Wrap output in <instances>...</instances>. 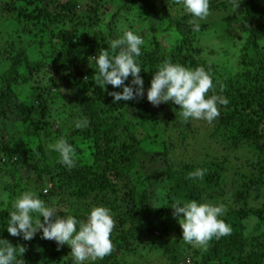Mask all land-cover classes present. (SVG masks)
I'll use <instances>...</instances> for the list:
<instances>
[{"label": "trees", "instance_id": "1", "mask_svg": "<svg viewBox=\"0 0 264 264\" xmlns=\"http://www.w3.org/2000/svg\"><path fill=\"white\" fill-rule=\"evenodd\" d=\"M84 4L86 8L81 7ZM131 10L137 11L140 20L150 19L154 22L145 29L143 23L136 24V33L144 39L138 60L145 91L150 86L153 72L165 59L179 62L185 67L200 66L210 71L214 87L209 94L226 97L229 101L226 106L220 107V115L213 121L212 133L228 148L248 144L256 157L251 162L254 172L235 177V182L239 180L240 189L233 191L229 186L230 191H220L211 202L224 206L221 219L231 226V234L211 239L206 248H192L191 264H264V232L257 235L247 226L251 217L255 216L252 213H257L247 207V202L264 195V185L261 183L264 176V0H209V11L225 14L220 18L223 25H236L240 46L233 71L217 69L213 63L199 58L201 49L196 44L195 31L190 22L192 18L176 0H0V16L13 20L19 32L27 37L26 46L8 40L3 45V52L0 49V55H5L3 60L9 61L8 67L0 73V117L14 112V118L23 125L27 136H49L51 130L47 128L49 125L44 117L49 111L48 95L53 88L67 102L79 107L82 120L88 121L86 127L75 128L73 132L91 141V164L75 157L71 169L60 163L53 170L47 168L50 174L47 190L38 186L36 193L46 204L58 208L57 214L61 218L66 214L61 210H67V213L83 221L91 207L95 206V189L112 188L115 193V187L122 184L127 193L112 205L113 229L118 232L114 238H110L112 251L102 259L83 264H118L121 257L135 253L133 241L139 230L145 227L149 231L152 226L159 231L160 246L163 245L162 249L165 250L162 253L164 264H186L181 247L177 250L166 245L171 242L168 238L171 236L170 226L175 228L179 222V217L173 215L170 207L175 200L208 201V198H212L213 186L225 179L220 171L202 162L179 165L169 157L163 133L186 131L190 123L197 125L200 120L183 121L179 116V106L168 101L160 103L159 109L171 104L174 106L172 113L176 112L167 115L171 125L166 122L161 126L164 120L156 115L158 106L148 102L146 96L113 103L108 93L121 89L111 85H105L103 89L96 85V66L94 63L88 66L87 61L101 50H109V42L121 36L115 32L116 21ZM72 23L81 27L68 28L67 25ZM199 23L201 30L206 23ZM52 26L57 29L50 30ZM164 26L175 29L180 37L171 53L155 36L157 29ZM82 28L91 29V32ZM36 37H41V40H37V47H44L45 56L52 58L53 62L29 59L26 47H32L33 38ZM42 69L48 74L49 83L35 93L32 91L34 95L31 99L18 101L14 88L20 83L30 82L33 75ZM129 81L127 79L125 84ZM145 124L155 131L138 136L136 126L143 128ZM0 137L3 138L0 141L1 168L7 160L17 159L19 153L24 151L25 143L21 139H5L2 128ZM74 149L78 150L76 147ZM197 168L206 169L203 179H190L189 173ZM158 169H164L170 191L168 201L156 211L160 217H155L152 208L144 204L146 194H141L142 204L145 205L143 208L136 209V206L134 210L133 201L139 177ZM7 174L13 181L3 183L10 192L4 208L5 220L8 213L14 210V189L20 185L17 179L23 177L19 171L16 177L15 169H8ZM21 188L25 191L26 186ZM128 200L132 203L131 207L126 206ZM263 214L258 209L256 216L261 218ZM40 219L43 221V217ZM36 235L34 233L30 240L25 241L20 235H7L4 229H0V239L17 246L18 250L19 247L24 248L20 256L17 252V258L23 260L22 264H74L67 244L50 242L52 247H61L64 258L59 249L42 253L36 244Z\"/></svg>", "mask_w": 264, "mask_h": 264}, {"label": "rangeland", "instance_id": "2", "mask_svg": "<svg viewBox=\"0 0 264 264\" xmlns=\"http://www.w3.org/2000/svg\"><path fill=\"white\" fill-rule=\"evenodd\" d=\"M81 7L86 8V4ZM224 15V13H212V11H209V15L204 20L199 21L206 23V25L203 29L195 31V38L197 40V46L201 49V53L199 54L200 59L213 63L216 65L217 69L233 71V68H235L234 65L239 56L238 49L240 46V39L237 38L238 33L236 31V25L233 26L229 21L225 23H229L231 27H228L227 24H222L223 22L220 18ZM152 21L153 20L150 19H146L145 21L140 20L137 16V11L131 10L128 14L120 16L116 21L115 32L120 35H122L124 30H131L136 33V24L138 22L143 23L145 29L149 24L154 23ZM67 27L81 26L77 23H72L71 25H67ZM56 29L57 27L52 26L50 30ZM82 29L86 30L88 33L91 32V29ZM155 36L170 53L175 49V46L180 39L178 32L167 26L158 28ZM38 39L41 40V37L33 38L31 43L33 46L29 48L26 47V53L29 59L53 62L54 60L52 58L45 56L46 50L44 47H37ZM8 40H14L18 45H27V37L19 32L15 22L0 16L1 51L3 45ZM3 55L4 54L0 55V73L9 65L8 60H3ZM88 60L87 65L91 66L94 61L91 57ZM47 76L48 74L42 69L37 74L33 75L32 80L27 84L20 83L14 88L16 99L18 101H23L25 98L31 99L34 95L32 94V91L35 93L39 88L41 89L49 83V78H47ZM128 79L131 80V76H129ZM48 96L50 99L47 101L49 111L45 115L44 120L46 124L49 125L47 128H49L51 132L47 137H44V135L40 137L27 136L23 125L14 118V112H9L6 116L0 117V128L3 129V136L5 139H21L25 143L24 151L19 153V158L17 157V159L14 160L13 158L12 160H7L0 168V229H4L7 235L10 234L6 230L8 219L5 220L4 208L8 203L10 192L7 188H4L3 183L6 181H13L12 177L7 174L8 169H15L16 177H18V171L19 174H23L21 180L20 178L17 179L20 181V185L14 189L17 198L20 195L19 193L23 192V190H21V187L23 186H26V189L35 192L38 186L42 188L44 187L42 190H47V179L50 174L46 169L49 168L53 170L56 164L59 163L58 153L51 151L48 145L54 143L57 139L65 138L71 143L73 148L76 147L78 150L75 151V157L78 159H81L86 164H91L92 161L91 141L78 137L73 132L76 128L75 122L77 120H82L83 118L81 109L72 103L67 102L63 96L53 88H51ZM157 106L158 111L156 112V115L160 120H164L160 125L162 126L166 122L171 125L172 122L168 120L167 115H173L176 112L174 111V113H172L174 106L169 104L161 109H159L160 105ZM50 125H53L52 128H50ZM136 129L138 131V136L153 134L155 131H152L151 127L146 124L143 128L136 126ZM213 129V123L208 124L207 122L200 120V124L198 123L197 125L195 122L193 124L190 123L189 128L186 129V131L179 132L171 130L163 133V136L167 141L171 161L179 165H189L191 163L196 164L202 162L204 165L220 171L222 178L225 179L224 181L220 180L218 184L213 186V189L211 190L213 193L212 198L210 197L208 198V201L203 202H212L220 191L226 193L232 189L233 191L237 190L239 188V180L235 182V179L238 178L240 174L246 175L247 173L250 174L255 171L252 169L251 162L255 161L256 157L250 146L243 143L237 148H228L219 141L214 133H212ZM2 140L3 138L0 137V141ZM38 171H40L39 174ZM138 181L139 183L135 188L137 193H135L133 201L134 210L136 206V209H140L147 205L152 208L151 212L153 216L160 217L156 211L163 207L162 205H164V202L168 201V193L170 191V185L164 177V169L154 170V172L146 174L144 177H139ZM261 183L264 185V176L261 179ZM229 186L230 190H228ZM115 189V193L112 191V188L107 190L95 189L93 191V205H103L108 207L111 212H114L112 205L116 204V200H120L127 193L126 191L124 192L125 189L122 187V184H118ZM141 194L147 195V200L144 201L145 205L142 204ZM47 205L54 207L51 204ZM127 205L131 207V201L128 200L126 202V206ZM247 207L251 208V211L253 212L256 211L258 213V209H261L264 212V195L262 194L259 199H249ZM57 213L58 211H56V215L61 217V215ZM252 214L255 216L251 217L247 226L248 228H251L253 233L260 235L264 232V214L261 218H258L255 213ZM180 219L181 217H179V220ZM148 226L151 227V225ZM175 226V228L170 226L172 230L169 231L171 236L168 238L171 242L166 243V245L173 246L174 248L176 247L177 250L181 247L184 251L183 262L187 264L190 261L191 264V249L200 247L185 243L181 239L182 229L179 226V222L177 225L175 224ZM35 233L37 234L35 238L36 244L40 246L42 253L59 249L60 254L62 255L61 247H52L50 245V242L53 240L42 238L40 230H37ZM117 234L118 232L113 229L110 238H114ZM158 235L159 231L155 226H152L149 231H147L145 227L140 229L133 241L135 253H130V255L126 254V256L123 255L125 257L118 259V264H164L165 259L162 253L165 250L162 249L163 245L160 246ZM62 257L64 258V255H62ZM89 260L91 259L84 262ZM167 261H171V259H168Z\"/></svg>", "mask_w": 264, "mask_h": 264}, {"label": "clouds", "instance_id": "3", "mask_svg": "<svg viewBox=\"0 0 264 264\" xmlns=\"http://www.w3.org/2000/svg\"><path fill=\"white\" fill-rule=\"evenodd\" d=\"M185 12L191 16L193 31L200 30L199 21L209 15V0H176ZM143 38L131 30H124L122 35L109 42V50H101L91 57L96 66L95 83L105 88L111 85L121 91L108 94L112 102L129 101L146 96V100L153 106L160 103L173 102L179 106V116L183 121L189 119L203 120L208 124L220 115V107L229 101L226 97L209 94L213 89V77L210 71L203 67H185L179 62L165 59L157 66L150 80V86L143 88V79L139 75ZM131 76L128 84L125 81ZM88 124L86 119L77 120L76 128H84ZM51 151L58 153V162L71 169L75 162V149L65 139H57L48 145ZM206 169L197 168L189 173V178L202 180ZM14 209L8 213L7 232L11 236H22L23 240H30L37 230L42 238L53 240L57 245L67 244L74 264H83L91 259H102L109 255L113 245L110 239L114 228L111 210L103 205L92 207L86 214V219L80 221L76 216L68 214L61 218L56 215L58 208L48 206L38 194L32 190L20 193L12 204ZM173 215L181 217L179 226L182 229V240L200 248H206L213 238H220L231 234V226L221 217L225 212L222 204L198 202L196 200H175L171 207ZM40 217H43L41 222ZM23 253V247H14L7 240L0 239V264H22L17 258Z\"/></svg>", "mask_w": 264, "mask_h": 264}]
</instances>
